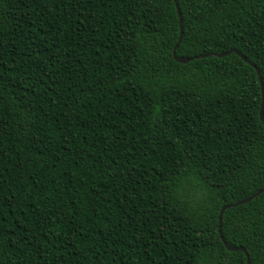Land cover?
<instances>
[{
	"label": "trees",
	"instance_id": "1",
	"mask_svg": "<svg viewBox=\"0 0 264 264\" xmlns=\"http://www.w3.org/2000/svg\"><path fill=\"white\" fill-rule=\"evenodd\" d=\"M178 3L0 0V264H264V0Z\"/></svg>",
	"mask_w": 264,
	"mask_h": 264
},
{
	"label": "water",
	"instance_id": "2",
	"mask_svg": "<svg viewBox=\"0 0 264 264\" xmlns=\"http://www.w3.org/2000/svg\"><path fill=\"white\" fill-rule=\"evenodd\" d=\"M174 1H175V3H176L177 9H178V13H179V15H180V25H181V36H180L179 42H178V44H177V46H176V48H178V46H179V44L181 43V40H182V38H183V19H182V16H181V11H180V7H179L178 0H174ZM230 53H236V54H238V55H239L244 61H246V62H248L249 64L253 65V66L257 69L258 75H259L260 80H261L262 91H263V107H262V110H261V120L264 122V84H263V81H262V78H261V72H260V69L257 68V67H256V66H255V65H254V64H253V63H252V62H251L246 56H244V55H243L239 50H237V49H231V50L226 51V52H224V53H211V54H212V55H216V56H218V57H223V56L229 55ZM175 58H176V60H177L178 62H181V63H187V62L192 61L195 57H194V58H191V57H178V56H176V54H175ZM263 192H264V186H263L259 191H257L255 194H253V195L247 197L246 199L240 200V201L234 203L233 205H226V206H224V207L221 209V212H220V215H219V219H220L219 232H220V236H221L223 242L225 243V245L227 246L228 249H230V250H236V248L231 247V246H229V245L227 244V242H226V240H225V238H224V236H223V233H222V221H223V215H224L225 210H226L227 208L231 207V206L235 207V206H238V205H242V204H244V203H246V202H249L250 200H252L253 198L259 196V195H260L261 193H263ZM238 249H241V250L244 251V248H243V247H240V248H238ZM248 264H251V261H250L249 257H248Z\"/></svg>",
	"mask_w": 264,
	"mask_h": 264
}]
</instances>
